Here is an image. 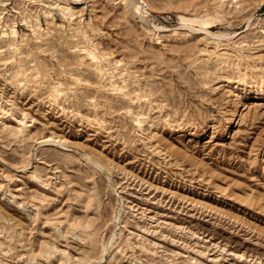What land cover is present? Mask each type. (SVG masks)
Instances as JSON below:
<instances>
[{
    "label": "rangeland",
    "instance_id": "374dc122",
    "mask_svg": "<svg viewBox=\"0 0 264 264\" xmlns=\"http://www.w3.org/2000/svg\"><path fill=\"white\" fill-rule=\"evenodd\" d=\"M0 264H264V0H0Z\"/></svg>",
    "mask_w": 264,
    "mask_h": 264
},
{
    "label": "bare ground",
    "instance_id": "6f19581e",
    "mask_svg": "<svg viewBox=\"0 0 264 264\" xmlns=\"http://www.w3.org/2000/svg\"><path fill=\"white\" fill-rule=\"evenodd\" d=\"M182 19H183V21L184 22H186V21H190L191 19H189V18H185V17H182ZM207 29V28H206ZM204 30V29H203ZM208 30V29H207ZM211 34V33H210ZM223 35V34H222ZM90 55H92V53H90ZM93 56V55H92ZM94 57V56H93ZM115 90H117V89H115ZM134 99H135V97H130L129 98V102H131V103H133V101H134ZM235 105V104H234ZM238 110V109H237ZM238 114H239V112H238ZM141 124V123H140ZM51 139L50 138H48V139H44V140H42L43 142H48V141H50ZM89 157V156H88ZM98 165H100V164H98ZM100 167V166H99ZM102 167V166H101ZM113 238V237H112ZM111 238V239H112ZM110 241V240H109ZM111 242V241H110ZM110 244V243H109ZM105 250H107V249H105Z\"/></svg>",
    "mask_w": 264,
    "mask_h": 264
}]
</instances>
